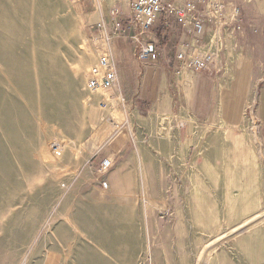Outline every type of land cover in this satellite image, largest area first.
Instances as JSON below:
<instances>
[{
    "label": "rangeland",
    "instance_id": "obj_1",
    "mask_svg": "<svg viewBox=\"0 0 264 264\" xmlns=\"http://www.w3.org/2000/svg\"><path fill=\"white\" fill-rule=\"evenodd\" d=\"M235 1L243 32L217 76L253 83L232 126L194 118V75L178 89L169 62L149 87L143 69L91 93L107 12L92 0H0V264H264V0ZM154 32L173 60L177 36Z\"/></svg>",
    "mask_w": 264,
    "mask_h": 264
},
{
    "label": "built area",
    "instance_id": "obj_2",
    "mask_svg": "<svg viewBox=\"0 0 264 264\" xmlns=\"http://www.w3.org/2000/svg\"><path fill=\"white\" fill-rule=\"evenodd\" d=\"M111 0H92L95 8ZM124 2L129 9V16L122 15L118 8L110 12L97 24L99 41L106 47L100 49L97 63L86 77V87L94 94L109 95L120 86L117 61L112 44L118 41L132 45V55L138 62L156 63L164 56V44L160 46L154 29L161 26L162 38L170 34L177 36L173 60L177 64L176 76L181 78L179 85L184 86V77L195 73L219 75L229 68L223 63L227 50L228 36L241 34L242 13L235 0H114ZM230 31V33L228 32ZM163 48V49H162ZM125 102L124 98H121ZM106 106L105 101L102 102ZM253 115L254 107L249 108ZM114 131L119 129L110 122ZM55 158L63 155L60 143L51 145ZM112 167L110 158L99 162V173L105 174ZM108 183L102 188L107 190Z\"/></svg>",
    "mask_w": 264,
    "mask_h": 264
},
{
    "label": "crops",
    "instance_id": "obj_3",
    "mask_svg": "<svg viewBox=\"0 0 264 264\" xmlns=\"http://www.w3.org/2000/svg\"><path fill=\"white\" fill-rule=\"evenodd\" d=\"M103 7L106 8L107 10L106 14H104L103 17H105L110 12L111 8L114 7L118 8L121 13L124 12V14L129 16V9L126 6V4L122 1L120 2L110 1L102 5V10ZM112 48H113V53L115 54V60L117 61L118 72L120 77L119 87H121L122 82H124L125 79L124 77L125 76L130 77V75L132 76L134 74V71L137 72L138 70H143V69L146 70V79L148 84L146 86L149 87L150 80L152 78L151 74L154 72L153 71L154 69L158 70L160 68L161 72H159L158 75H162L163 72L164 75H166L167 72L170 73L169 63H172V66H174V68L175 67L177 68V64H175L174 60H167L168 57L166 56H164L163 58L164 69L161 66L162 60L156 63H146V62L135 63V61H133L132 59L133 58L132 49L127 48V46L125 44H122L120 41H118L117 43H113ZM148 69H151V72ZM240 75H242V73H240L237 76V72H236L235 78L238 79L237 82H235L234 80L233 82L227 81L225 87L222 89L221 80L219 79L218 76L214 78L213 77L207 78V76H205L204 73H195L193 77L195 81H193V83H195V86H197V90L195 93L196 98L192 110L194 118L202 122H208L209 120L212 119H221L226 125L229 124L232 126H236L238 123H240L241 119L244 116V113L246 112L245 104H246V100L251 94L249 92L251 91L250 89H252L251 83H253V79L249 78L248 74H246V78H247L245 83L246 85L244 86L242 92H240L238 89ZM181 87L183 86L178 84V89H180ZM222 92H224L225 94L224 97ZM260 93L261 94L259 99L260 101L258 107L259 110L257 112V120L260 123L259 131H260L261 139L263 140L264 143V87L260 90ZM157 99H158V94H157ZM178 105H180L179 102L175 104V106ZM115 148H112L113 152L114 154H118ZM105 157L110 158L112 160L113 155L110 156L104 155L102 158Z\"/></svg>",
    "mask_w": 264,
    "mask_h": 264
},
{
    "label": "bare ground",
    "instance_id": "obj_4",
    "mask_svg": "<svg viewBox=\"0 0 264 264\" xmlns=\"http://www.w3.org/2000/svg\"><path fill=\"white\" fill-rule=\"evenodd\" d=\"M99 10V9H98Z\"/></svg>",
    "mask_w": 264,
    "mask_h": 264
}]
</instances>
